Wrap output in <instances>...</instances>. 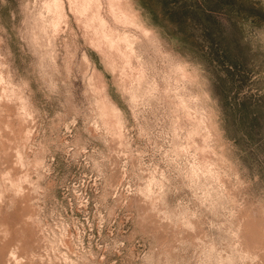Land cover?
<instances>
[{
  "label": "rangeland",
  "instance_id": "374dc122",
  "mask_svg": "<svg viewBox=\"0 0 264 264\" xmlns=\"http://www.w3.org/2000/svg\"><path fill=\"white\" fill-rule=\"evenodd\" d=\"M0 264H264V0H0Z\"/></svg>",
  "mask_w": 264,
  "mask_h": 264
}]
</instances>
